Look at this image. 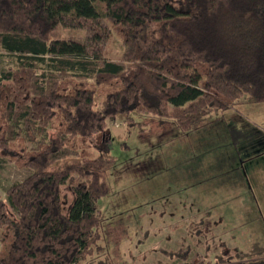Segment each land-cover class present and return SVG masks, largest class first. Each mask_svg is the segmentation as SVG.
<instances>
[{
  "label": "trees",
  "instance_id": "16d2710c",
  "mask_svg": "<svg viewBox=\"0 0 264 264\" xmlns=\"http://www.w3.org/2000/svg\"><path fill=\"white\" fill-rule=\"evenodd\" d=\"M0 51L15 65L0 72V160L29 172L0 201V264H80L102 251L109 125L128 134L142 117L186 134L242 101L264 104V0H0ZM166 256L210 264L186 249Z\"/></svg>",
  "mask_w": 264,
  "mask_h": 264
},
{
  "label": "rangeland",
  "instance_id": "374dc122",
  "mask_svg": "<svg viewBox=\"0 0 264 264\" xmlns=\"http://www.w3.org/2000/svg\"><path fill=\"white\" fill-rule=\"evenodd\" d=\"M111 48L121 53L115 31ZM14 66L0 51V72ZM102 100L96 93L94 107ZM133 119L142 126L128 134L121 121L109 125L114 164L105 176L108 194L97 202L102 251L80 264H177L166 254L181 249L194 263L214 264L229 253L227 264H264V104L242 101L186 134ZM229 127L238 131L237 144ZM28 175L0 160V184ZM61 200L65 214L69 186Z\"/></svg>",
  "mask_w": 264,
  "mask_h": 264
},
{
  "label": "crops",
  "instance_id": "0c3cea01",
  "mask_svg": "<svg viewBox=\"0 0 264 264\" xmlns=\"http://www.w3.org/2000/svg\"><path fill=\"white\" fill-rule=\"evenodd\" d=\"M8 188V186H4L2 184H0V201H4L5 198V190ZM5 234L3 232V230H0V254H2V252L4 251V245L7 244V240L8 238L5 239Z\"/></svg>",
  "mask_w": 264,
  "mask_h": 264
}]
</instances>
